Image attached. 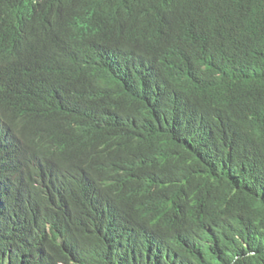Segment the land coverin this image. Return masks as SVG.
Segmentation results:
<instances>
[{
	"label": "trees",
	"instance_id": "obj_1",
	"mask_svg": "<svg viewBox=\"0 0 264 264\" xmlns=\"http://www.w3.org/2000/svg\"><path fill=\"white\" fill-rule=\"evenodd\" d=\"M0 264H264V0H0Z\"/></svg>",
	"mask_w": 264,
	"mask_h": 264
}]
</instances>
